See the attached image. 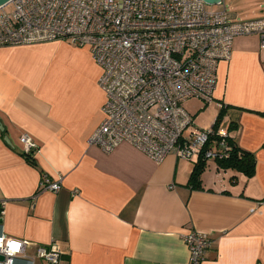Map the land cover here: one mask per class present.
Returning a JSON list of instances; mask_svg holds the SVG:
<instances>
[{"label": "crops", "instance_id": "1", "mask_svg": "<svg viewBox=\"0 0 264 264\" xmlns=\"http://www.w3.org/2000/svg\"><path fill=\"white\" fill-rule=\"evenodd\" d=\"M101 74L88 48L65 40L0 48V236L24 242L13 264H45L39 247L59 251L57 264H186L191 232L212 243L201 264H264L259 37H235L229 61L218 64L213 102L185 110L199 129L223 110L218 128L253 155L251 178L208 161L193 189V165L174 155L157 164L127 143L108 153L90 145L104 117ZM24 133L38 148L32 162ZM45 179L60 180V189L41 190Z\"/></svg>", "mask_w": 264, "mask_h": 264}, {"label": "built area", "instance_id": "2", "mask_svg": "<svg viewBox=\"0 0 264 264\" xmlns=\"http://www.w3.org/2000/svg\"><path fill=\"white\" fill-rule=\"evenodd\" d=\"M205 6L202 0H10L0 7V48L65 40L89 49L106 98L90 145L108 153L127 143L157 164L169 155L192 165L223 160L233 149L227 131L195 127L183 104L213 102L218 64L229 61L235 37L257 35L264 52V18L235 21ZM19 141L24 153L38 149L26 133ZM59 189L60 180L41 183L43 191ZM183 241L186 264H201L212 246L197 232ZM23 249L24 242L0 236L1 264H13ZM59 256L54 247L37 249L45 264H57Z\"/></svg>", "mask_w": 264, "mask_h": 264}, {"label": "trees", "instance_id": "3", "mask_svg": "<svg viewBox=\"0 0 264 264\" xmlns=\"http://www.w3.org/2000/svg\"><path fill=\"white\" fill-rule=\"evenodd\" d=\"M223 110L217 116L212 129L217 130L218 125L222 119ZM227 140L229 141V145L232 146V151L230 152L229 156L223 160H216L214 161L217 167L223 171L226 170H234L243 175L247 178H251L255 173V159L251 153L245 152L237 147L234 143L233 139L228 136ZM24 156L27 158L29 162H32V153H24ZM207 162L199 160V162L193 165L192 172L189 177V181L187 186L190 188H201V174L203 173ZM234 177L230 179L233 181Z\"/></svg>", "mask_w": 264, "mask_h": 264}, {"label": "rangeland", "instance_id": "4", "mask_svg": "<svg viewBox=\"0 0 264 264\" xmlns=\"http://www.w3.org/2000/svg\"><path fill=\"white\" fill-rule=\"evenodd\" d=\"M223 7H225L227 12L235 13L238 18H248L254 15L260 16L264 14V0H222V3L218 6H205L207 11L212 12L222 11ZM11 10L12 8L10 5L6 7L7 12ZM201 104L205 105V102L198 98H191L183 104V107L188 113L190 112L193 114ZM210 104H208V106H210ZM212 164L213 163H210V165Z\"/></svg>", "mask_w": 264, "mask_h": 264}, {"label": "water", "instance_id": "5", "mask_svg": "<svg viewBox=\"0 0 264 264\" xmlns=\"http://www.w3.org/2000/svg\"><path fill=\"white\" fill-rule=\"evenodd\" d=\"M10 0H0V7L5 5L6 3H8ZM206 6H217L219 5V3L221 2V0H202ZM0 130H2V127L0 125ZM8 142V140H6ZM0 261L3 262L4 261V257L2 255H0Z\"/></svg>", "mask_w": 264, "mask_h": 264}]
</instances>
